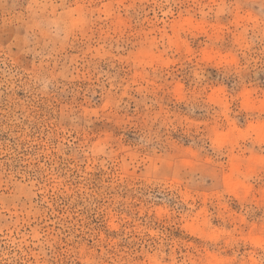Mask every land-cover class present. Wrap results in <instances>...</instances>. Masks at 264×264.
Returning <instances> with one entry per match:
<instances>
[{
  "label": "clouds",
  "instance_id": "1",
  "mask_svg": "<svg viewBox=\"0 0 264 264\" xmlns=\"http://www.w3.org/2000/svg\"><path fill=\"white\" fill-rule=\"evenodd\" d=\"M15 19L0 102L31 121L18 91L57 100L39 139L11 109L0 126L34 150L5 170L0 143V264H264V0H25Z\"/></svg>",
  "mask_w": 264,
  "mask_h": 264
},
{
  "label": "rangeland",
  "instance_id": "2",
  "mask_svg": "<svg viewBox=\"0 0 264 264\" xmlns=\"http://www.w3.org/2000/svg\"><path fill=\"white\" fill-rule=\"evenodd\" d=\"M25 6V0H5V3L0 6V45L4 47L5 50L8 49L9 45L12 44L15 36L17 34L23 36L24 35V29L19 26L17 20L15 17L23 11V8ZM151 15V13H149ZM231 17H222L221 22L227 24ZM203 38H200L202 40ZM202 45L200 44V41H194L192 44V47L196 50H199V48ZM228 45L226 44L225 47ZM77 48V45H73L72 48H68L65 50V55L72 56L77 54L75 49ZM11 51L13 53V56L15 58L16 54L18 53L17 47L13 46L11 48ZM38 62L34 61L31 55L27 56H20L19 57V67L22 68H30L32 63ZM10 65V62H6ZM2 67V65H0ZM103 70H108L107 66H104ZM209 72L211 73V78L209 80L210 84H216L217 82H224L226 87H229L231 90H235V83L231 80L224 81L223 77L217 72L215 69H209ZM252 82L255 83L257 86L264 87V73H260L257 76H254L252 79ZM74 87H83L86 88L87 84L83 85H73ZM97 97L96 99H99V89L96 90ZM17 96L20 99H23L26 101L25 105L23 107H26L30 111V115L32 117L31 121L28 119H25L22 115V112L20 109H17L16 104H12L7 101V95H5V99L3 102H0V126H7L8 125V119L10 113V109L15 112L17 117H19L23 123L18 124L15 131H23L27 130L28 138L29 139H39L41 138L42 131L46 133V129H42V123L45 122V117L47 116L49 119L51 117L48 114V108L50 104L56 103L57 98H52L49 100H45L42 98H38L35 96L27 97L22 92H17ZM88 97L92 98V93H88ZM70 99V97H69ZM78 103L84 102V92L81 91L80 95L76 98ZM63 102L62 100L60 101ZM0 143H11L13 146V150L18 153L19 158L13 159L11 163L9 162V158L7 156L3 157L5 170L9 169H16L20 168L23 162V157L28 155H33L34 150L29 149L27 146V141L21 140L19 137L13 135L9 136L8 132H0ZM35 150H38V146H34ZM53 208L55 209L52 213V209H49V212L52 216L55 215H61L63 216L65 214L64 212V205L57 206L56 204H53ZM233 211H238L239 208L237 205H233L232 207ZM7 215V213H6ZM68 215H72L71 212L68 213ZM75 217H73L74 219ZM95 222V221H94ZM213 223H218V221H213ZM5 251H7V247H5ZM60 252V249L57 248V253ZM11 255V253H9ZM51 256V253L49 254ZM23 257L20 258V260L16 261V264H21V260ZM29 259H31L29 257ZM51 264H57V258L52 257Z\"/></svg>",
  "mask_w": 264,
  "mask_h": 264
}]
</instances>
